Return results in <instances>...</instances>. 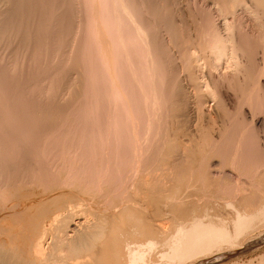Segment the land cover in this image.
I'll use <instances>...</instances> for the list:
<instances>
[{"label":"bare ground","instance_id":"obj_1","mask_svg":"<svg viewBox=\"0 0 264 264\" xmlns=\"http://www.w3.org/2000/svg\"><path fill=\"white\" fill-rule=\"evenodd\" d=\"M3 1L7 2L0 0ZM29 1L27 3L33 5ZM39 3L35 2V9L39 8L36 6ZM66 3L69 2L66 0ZM73 4L74 9L71 8ZM73 4L69 8L72 9L70 19L65 21L62 17L65 22L57 27L55 25L59 21L54 22L57 23L55 25L53 23L55 27L49 25L55 18L54 9L55 13L51 11L54 15H47L44 11V18L39 21H44L42 25L46 24L41 27L40 23L32 21L35 17L39 19L41 13L37 16L33 14L31 20L30 16L21 18L22 12L17 7V11L16 8L9 11L8 6L5 7L7 17L8 12L11 15L12 11H16L18 15L19 11V18L23 21L30 19L36 25L28 26L29 29L34 32L44 30L43 38L31 37V43L23 38L25 41L20 39L16 46L10 45V48L20 51L8 55L9 60L4 61L13 72L23 60L31 65V59L38 68L46 69L42 76L40 73L37 78L34 76L36 79H31V85L27 77L24 79L27 83L23 81L26 84H22L21 78L14 82L11 89L17 92V96L13 102L17 105L25 91H36L39 86L34 93L52 100L46 108L44 104V107L40 106L41 110L35 111L38 114L34 115V120L38 115L40 119L43 114V119H46L49 114L47 123L43 121L46 124L45 128H41L43 133H38L41 131L39 127L40 130L33 134L37 135L30 137V130L28 133L23 131L25 126L20 129L24 133L19 130L15 133H22L25 141L29 137L37 141L33 147L38 144V148L31 150L30 157L44 163L39 168L43 176L63 161L67 166L65 173L70 179L73 174L70 177L68 173L75 172L77 166L84 163L88 165L85 170L91 167L89 172L95 174V177H92L94 174L90 176L92 180L94 178L90 184L100 188V183L104 184L108 175L113 176L120 167L126 166L125 173L113 177L114 181L112 177L106 179L114 182L110 193L119 192L120 196L114 199L112 211L110 208L109 212H100L93 209L91 202H88L91 206H84L85 203L78 198L80 194L74 195L79 191L73 195V192H62L67 188L63 179L65 173L59 185L49 184L47 187V181L45 188L41 184L46 178L41 176L42 180L41 177L37 179L41 183L36 185L43 186L40 191L27 192L24 186L27 193L23 194L19 186L23 195L19 199L16 195L19 190H15L16 193L13 191L15 201L9 203L8 211L4 210L6 214L4 212L0 219V231L6 230L5 235L8 231V239L0 240V264H75L74 261L79 258L82 259L79 264H147L158 247L157 256L160 259L182 263L222 245L230 246L232 252L240 249L244 239L242 235L248 233V229L264 225V137L259 135L262 127L259 129L256 126H264V0H73ZM29 5L25 4L26 7ZM62 7L67 8L66 5ZM2 9L0 12H5ZM23 13L26 15L25 11ZM6 20L11 23L8 18ZM18 25L11 26L14 34L25 26ZM8 30L0 28V38L7 37ZM7 42L2 44L0 52L9 50ZM28 49L31 59L26 60ZM40 49L45 51L42 64H39L41 56L36 62ZM61 63L63 67L68 64L65 73L61 71ZM60 73L62 76L56 78ZM29 74L32 76V73ZM12 76L17 78L19 75ZM2 78L9 80L4 76ZM33 80L41 85L34 87ZM75 91L76 98L68 101L70 104L67 102V107L62 106V99L65 102L66 97ZM71 98L69 96V100ZM7 99L6 102L9 101ZM45 99L43 101L46 102ZM59 100L60 107L55 106ZM10 105L6 104L3 112L5 108L8 112ZM56 107L65 108L56 110ZM75 108L78 109L77 116L73 113L75 117L71 120ZM13 109L17 111L16 107ZM8 115L11 117L10 112ZM29 118L33 122V118ZM21 119L20 122H23L26 118ZM29 121L26 126H36L34 122L30 126ZM186 124H189L188 127H185ZM8 126L5 131L13 128V124ZM37 126L42 127L41 124ZM254 128H258L257 133ZM15 133L14 137L19 135ZM73 138L76 141L68 143ZM5 142L0 143L5 145ZM11 144L0 148L8 149ZM61 144L60 152H55L53 146ZM8 150H5L7 154ZM11 151L14 152V149ZM85 152L87 155L84 158L82 154ZM15 156L11 157L22 160V155L20 158ZM59 158L62 161L58 164L55 161L56 166L51 169L50 161ZM30 162L35 161L32 159ZM30 164L28 162V166ZM10 168L8 172L13 173ZM31 170L27 171L29 175ZM227 170L235 172V181L230 179L231 174ZM3 171L0 170V179L5 175ZM87 171L80 173L85 175ZM59 172L55 170L53 177H50L52 174L47 176L54 179L55 173L58 177ZM27 174H24L25 177ZM34 175L31 174L32 177ZM14 178L19 180V177ZM33 179L32 183L36 180ZM74 180L69 182L68 187L75 186L79 179L76 183ZM88 181L81 183L86 185ZM32 183L29 185L35 186L36 182ZM81 183L79 185H83ZM8 184L0 183V200L3 202L7 199L10 202L7 198L10 193ZM63 184L65 187L61 192L53 193ZM79 187L76 188L79 190ZM85 188L83 195L88 193L89 198L93 196L92 200H96L92 188H89L91 194L85 192ZM100 193L99 196H102L103 192ZM89 198L86 197V200ZM96 198L98 202L99 198ZM107 205L105 203L97 208L103 210V206ZM8 217L12 218L13 224L6 222Z\"/></svg>","mask_w":264,"mask_h":264},{"label":"rangeland","instance_id":"obj_2","mask_svg":"<svg viewBox=\"0 0 264 264\" xmlns=\"http://www.w3.org/2000/svg\"><path fill=\"white\" fill-rule=\"evenodd\" d=\"M7 2H5V1H3V2H0V9H2V8H4V9H2V10H5V7H7V9H9V11H11V10H15V8L17 7L18 8V10H20L22 13L20 14V12L18 11V13L21 15V18L22 17H24V16H28L27 18H29V16H30V19L32 20V18H33V14L34 15H36L37 16V13L38 14H40V15H38V16H40L39 17V19H37V17H35L34 18V20H32L35 24H38L39 25V23H40V25H42V23L41 22H43L44 23V21H39V20H41L42 18H44V11H45V14H47V15H54V13L56 12V14H55V18L54 19H51L52 20V22H51V24L49 23V25L51 26V27H57V26H59V23H63V22H65L66 20H69L70 19V16H71V14H72V9H74L75 8V5L73 4V0H67V2H69V3H66V0H58V2L57 1H55V0H46V1H44V0H39V1H37V0H30V1H32L31 3L33 4V5H29V3H27L28 1L27 0H12V1H10V0H6ZM25 1V2H24ZM29 1V2H30ZM60 1V2H59ZM63 1V2H62ZM15 2V4H17V5H14L13 3ZM16 2H18V3H16ZM35 2H40L39 4H37L36 6H38L39 8H37V9H35L34 8V5H35ZM3 3V4H2ZM22 3V4H21ZM48 4V5H43V4ZM52 3H54V4H52ZM21 4V5H20ZM25 4H27V5H29V6H25ZM43 6H42V5ZM50 4V5H49ZM61 4H63L64 6L66 5L67 6V8L66 7H62L61 6ZM72 4H73V6H72ZM7 5V6H6ZM10 5V6H9ZM13 5V6H12ZM23 5H24V7H23ZM56 5L59 7L60 6V8H58V7H56ZM1 6H3V7H1ZM21 6H22V8H21ZM33 6V7H32ZM42 6V7H41ZM50 6V8H49V10H48V7ZM72 6V7H71ZM72 8L71 10L69 9V8ZM13 8V9H12ZM17 8H16V11H17ZM40 8H41V10H40ZM44 10H43V9ZM46 8H47V11H46ZM56 8H58V9H61V10H58V9H56ZM6 9V10H7ZM11 9V10H10ZM26 9H27V11H26ZM29 9L31 10V11H29ZM51 9V10H50ZM53 9L55 10V12L53 11ZM66 9V10H65ZM1 10V11H2ZM5 10V12H0V18H1V20H0V23H2V24H0V28H2V27H5L6 29L8 28L9 30H10V28H11V26L12 25H15L16 27H19V25L18 24H20V26H21V24L22 25H25V26H27L26 28H24L23 26V29H22V27H20L21 29L19 30V31H15V32H17L16 34H14V31L12 30V28H11V30L9 31V34H11V36L9 35V34H6V36L9 38H7V37H5V35H4V37L3 38H0V43H1V39L3 40V43H1V45H0V51H1V48L3 47V45L4 44H6L5 42H7L8 44H9V50L7 49L6 51H4V52H0V64H2V65H0L1 67L2 66H4V68H0V72H1V74H3L2 73V71H4L5 69H6V72H8V73H6L5 71V73L3 74V75H1V77H0V99L2 100L1 102H0V115L1 114H6V115H2V116H0V123H2V122H7L8 120V122L7 123H2V124H0V130H1V133H0V142L1 141H4V140H6V144H8V146H9V143L11 144V145H13L14 144V146H11L10 145V148L8 147V149H10V150H12V148L14 149V152L13 151H11L12 153H14V155L10 152V150H8V149H6V147H7V145H6V147L5 148H0V154H2V155H0V170H4L3 172H5V173H3V174H5V175H3L2 177H1V179H0V183L2 182L3 184H7V183H9L7 186V188L8 189H10V190H8L10 193H8L7 195V198L9 197V200H10V202H8V199L7 200H5V202H3V201H1L0 200V202H2L1 204H0V209H1V211H0V219H1V216H3L4 215V212L5 211H8V206L10 205V204H12V203H14V201H15V194H14V192H15V190H19V188L21 187L22 188V190L24 191V186H26V188L25 189H27V190H25V191H40V190H43V189H40L41 187L43 188V186H41V185H44V188H45V186L47 185V187H49V184H57V185H59V181L60 180H62V178H63V176H64V173L66 172V168H67V166H64V163H63V161L62 160H60V158L59 159H54V160H52V161H50V168L52 169V168H54L55 166H56V163L58 164V162H61V163H59L58 165H59V167H57V168H55V169H52V170H50L49 171V173L47 174L48 176L49 175H51L50 177H53V172L56 170L57 172L58 171H60L58 174V177L56 176V174L57 173H55V177H54V179L52 180L51 178H49L47 175H45L44 174V176L43 175H40V172H42V170L41 169H39V168H41V163H43V162H40V163H38V162H36L37 160L36 159H34L33 157H30V155L32 156V154H30L31 153V150H33V148H38L37 147V145H36V147H33V146H35V144L37 143V141H35L34 139H31L30 137H31V135H32V137L34 136H36L37 134H35V135H33L35 132L37 133V131H38V129H39V127H40V129L42 128H45V126H46V124L45 123H47V121H46V119H47V117H49V114H48V116L46 117V114H45V117H46V119L44 118L43 119V116H44V114L41 116V118L43 119H38V117H40V115H38V117L36 118V119H38V120H34V118H35V116H37V112H35V111H39V110H41V109H39V108H42V107H44L45 105V108L47 107V105H49V102H50V104H51V101L52 100H50L48 97H44V96H40V97H38L34 92H36L39 88H40V86L39 85H41V84H39L37 81H34L33 80V84H34V87H38L37 88V90L35 91H33L32 89L31 90H27V91H25L22 95H23V99H20V101H18V102H16L17 103V105H19L20 103H24L23 105H20V106H18L17 107V105L15 104V102H13V101H15V96H17V92H15V91H13L11 88H12V86H13V84H14V82H16L17 80H19L20 78H21V80H22V84H26L27 82H28V84H29V82L32 84V81H31V79H36L37 78V76H39V74L42 76L46 71H43V70H46L45 68H42V67H40V68H38V65L36 66V64H34L33 63V61H32V59L30 58V56H31V51H30V49H28V50H26V52H27V54H26V56H25V58L24 59H26V60H29V59H31V65H30V63L28 62V61H24L23 60V62H21V63H19L17 66L18 67H16V71H12V69L11 68H9L8 67V65H7V63H4V61H7V60H9V58H10V56H8V55H13V52L14 53H19L20 51H17L15 48H13V47H11L10 48V45L12 46H16L18 43H19V40L20 41H25L24 39H28V40H30V38L31 39H36V38H38V37H40V38H43L44 36V30H42V28L41 29H39V31H41V32H38V31H36V32H34L33 30H32V28H30L29 29V27L28 26H30V27H32V25L34 24V23H32V21L30 20V19H28V20H30V22H27L28 20L26 19L25 21H23L21 18H19V14L17 15V13L15 14V12H11V15H10V12H8V17L5 15V14H7V11ZM40 10V11H39ZM23 11H25L26 12V15H23L24 13H23ZM29 11V12H28ZM33 11V12H32ZM49 11V12H48ZM54 12V13H52V12ZM60 11V12H59ZM28 12V13H27ZM32 12V13H31ZM63 12V13H62ZM66 12H69V14L67 13L66 14ZM2 13H4V15L6 16H2L3 14ZM12 13H13V15H12ZM29 13H31V14H29ZM2 14V15H1ZM29 14V15H28ZM58 14V15H57ZM64 14H66V16L64 15ZM23 15V16H22ZM31 15H32V17H31ZM57 15V16H56ZM60 15H62L61 16V19H58V17L60 16ZM62 17H64L63 19H65V21L62 19ZM8 18L9 20H11V23L8 21V20H6V19ZM12 18H13V21H12ZM16 18L17 19H19V21H17L16 20ZM26 18V17H25ZM16 20V22H15V20ZM6 20V21H5ZM37 20V22H35ZM43 20V19H42ZM8 21V22H7ZM57 21H59L58 22V25H55V24H57V23H54V22H57ZM7 23V25L6 26H4L5 24ZM53 23H54V25L55 26H52L53 25ZM4 24V25H3ZM18 26H17V25ZM34 24V25H35ZM46 24V23H45ZM44 24V25H45ZM2 25V26H1ZM44 25H42L41 27H43ZM36 26V25H35ZM10 27V28H9ZM15 28V27H14ZM17 28H15V30H16ZM27 29H28V31H27ZM30 30H31V33H29V35L27 34L28 32H30ZM20 31L21 32H25V34H20ZM11 32V33H10ZM19 32V33H18ZM43 32V33H42ZM34 33H36V34H38L37 36H36V34H34ZM18 34V35H17ZM12 35H14V36H18V37H14L13 36V38H12ZM23 35H24V37H23ZM30 35H32V36H30ZM42 35V36H41ZM22 36V37H21ZM26 36V37H25ZM28 36V37H27ZM30 36V37H29ZM36 37V38H33V37ZM12 40H11V39ZM19 38V39H18ZM24 38V39H23ZM13 39H15V40H13ZM5 40H7V41H5ZM33 40H30V43L32 42ZM12 43H14V44H12ZM3 44V45H2ZM13 48V49H12ZM12 49V50H11ZM15 49V50H14ZM44 49V48H43ZM42 49V50H43ZM42 50L40 49V51H39V53H37L36 54V60L40 57L41 58V60L40 59H38L36 62H39V60H40V62L41 63H39V64H42L43 62H44V55H45V51L43 50V52H42ZM6 52V54H4ZM43 56H42V55ZM7 59V60H6ZM43 59V60H42ZM24 62H25V66H23L24 65ZM27 62V63H26ZM4 63V64H3ZM33 63V64H32ZM5 65L7 66V67H5ZM33 65H35V66H33ZM68 65V64H67ZM67 65H65L66 67H67ZM20 66H22V67H20ZM61 66L63 67V65H62V63H61ZM63 67L62 69H61V71L63 72V73H65L66 72V70H67V68L66 67ZM20 67V68H19ZM29 67V68H28ZM19 68V69H18ZM25 68V69H24ZM34 68H36V69H34ZM18 69V70H17ZM27 69V70H26ZM32 69H34V72H31V71H33ZM8 70H10V72L8 71ZM64 70V71H63ZM42 71V72H41ZM12 72V73H11ZM20 72H22V73H20ZM28 72V73H27ZM9 73H11V74H9ZM15 73V74H14ZM29 73H32V76L29 74ZM12 74L13 75H15V77H16V75H19L17 78H14V76H12ZM25 74V75H24ZM36 74H38V75H36ZM62 73H60V74H58V75H56V78H60L62 75H61ZM27 75V76H26ZM28 75H29V77H28ZM59 75H61V76H59ZM6 77V78H8L9 80H7V79H4V78H2V77ZM8 76V77H7ZM10 76V77H9ZM23 78H22V77ZM36 78H35V77ZM12 77H13V79H12ZM25 77H27V79L28 78H30V79H28V81L26 82L24 79H25ZM3 79V80H2ZM26 79V80H27ZM5 82V81H7V83H3V82ZM23 81H25L26 83H24ZM3 84H2V83ZM10 82V83H9ZM2 84V85H1ZM8 85V87L6 88V86ZM20 85H22L21 83H19ZM31 84H29V85H31ZM4 88H3V87ZM11 86V87H10ZM31 87H33V85L31 86ZM3 89V91H5V93H3V91H1L2 89ZM6 89H7V91H6ZM33 89H36V88H33ZM58 89H60V88H57V90ZM15 92V93H13V92ZM32 91V92H31ZM10 92V93H9ZM29 92V93H28ZM32 93H34V94H32ZM26 94V95H25ZM28 94V95H27ZM74 95H76V91L75 92H72L71 93V95H69L70 96V98L72 99V100H69V96H67L66 97V101L64 102L63 100L64 99H62V102H64V103H62L61 102V100H59L58 102H56V105H55V103H54V105L55 106H58V107H60V102H61V105L62 106H65V107H67L68 106V103L69 102H71V101H73L74 99H73V97H75ZM7 96V97H6ZM33 98H32V97ZM10 97H12V98H10ZM22 97V96H21ZM20 97V98H21ZM35 97H36V99H35ZM38 97V98H37ZM8 98V99H7ZM27 98L29 99L28 101H30V102H28V101H26L27 100ZM30 98H31V100H30ZM46 98V99H45ZM48 98V99H47ZM76 98V97H75ZM5 99V100H4ZM6 99L7 100H9L8 102H6ZM26 99V100H25ZM33 99V100H32ZM35 99V100H34ZM40 99V102L38 101ZM46 100V102H48V104L45 102V101H43V100ZM5 102H4V101ZM24 100V101H23ZM47 100H49V101H47ZM69 101V102H68ZM11 102H13L14 104H12ZM26 102V103H25ZM27 102H28V104H27ZM35 103V105H34V103ZM39 102V103H38ZM45 102V103H44ZM53 102H54V100H53ZM52 102V103H53ZM68 102V103H67ZM19 103V104H18ZM42 105H41V104ZM67 103V104H66ZM6 104H11L12 105V109L13 108H17V111H19V113L16 111V109H11L10 108V106H9V110H8V112H6L7 111V109L5 108V112H3L4 111V107H6ZM39 104V105H38ZM45 104V105H44ZM70 104V103H69ZM25 105V106H24ZM26 105H27V107H26ZM28 105H30V107L28 106ZM67 105V106H66ZM14 106V107H13ZM40 106H42V107H40ZM21 107V108H20ZM65 107H61V108H59V109H64ZM20 108V109H19ZM23 108H27V109H23ZM11 109V110H10ZM21 109H23V110H21ZM37 109V110H36ZM56 110H59L57 107L55 108ZM43 110V109H42ZM77 108H75V110L72 112V114L74 113L75 115L77 114ZM15 112V113H13L12 114V112ZM21 111V112H20ZM23 111H25V112H23ZM32 111V112H31ZM34 111V112H33ZM10 112V116L11 117H9V115H8V113ZM21 113H25V115H22ZM27 113V114H26ZM31 113H33V114H31ZM35 113V114H34ZM53 113H54V111H53ZM20 116H19V115ZM55 114H56V112H55ZM74 114L72 115V118H71V120L75 117L74 116ZM30 115H33V117L31 116L30 118H33V122L34 123H37L36 124V126L37 125H39V124H41L42 125V127L41 126H35V125H33V126H35L34 128L36 129V131H33V126L32 127H29V126H26V125H28V124H26L25 125V123L27 122V121H29L28 120V118H29V116ZM35 115V116H34ZM15 116H19V117H17L16 118V120H13V119H15ZM77 116V115H76ZM1 117H4V118H1ZM9 117V118H8ZM26 118V119H24V121L23 122H20V120L19 119H21V118ZM29 118V119H30ZM6 119V120H5ZM21 120H23V119H21ZM39 120H40V123H39ZM42 120V121H41ZM11 121V122H10ZM15 121H19L18 123H15L14 124V122ZM45 123H44V122ZM33 122H31V119H30V121H29V125L31 126L32 125V123ZM41 122H43V123H41ZM33 123V124H34ZM8 124H10V126H11V124H13V126H11V127H13L10 131L9 130H7L8 129ZM44 124H45V126H44ZM76 124V123H75ZM3 125V126H2ZM15 125H17V126H15ZM189 125V124H188ZM188 125L186 124L185 125V127L187 126L188 127ZM25 126V127H24ZM44 126V127H43ZM256 126L259 128V129H261V127H262V129L261 130H259V133H261V134H259L260 136H262V137H264V135L262 134V132L264 133V126H261V125H258V124H256ZM255 126V127H256ZM260 126V127H259ZM7 127V129H6V131H5V128ZM24 127V128H23ZM29 127V128H28ZM25 129V130H23V129ZM31 128H33V129H31ZM258 128H254L256 131V133H257V131H258ZM4 129V130H3ZM15 129V130H14ZM23 130L25 133H28L29 132V130H30V132L31 133H29V135H30V137H29V139H27V141H25V139H24V137H23V134L22 133H24L23 131H21V130ZM34 129V130H35ZM39 129V130H40ZM42 129H41V131H39L38 133L39 134H41V133H43L42 132ZM79 129H81V126H79V128H78V133H79ZM17 130H19V131H21L22 133L20 134V133H15ZM45 130V129H44ZM43 130V131H44ZM189 130H190V127H189ZM192 130V129H191ZM261 131V132H260ZM4 132L6 133V134H4ZM9 132V133H8ZM12 133H13V135H12ZM14 133L15 134H19V135H17L16 137H14ZM10 134H11V137H10ZM6 136V138L7 139H5V136ZM28 135V136H29ZM60 135V134H59ZM1 136H2V138H1ZM22 136V137H21ZM8 137H10V139L8 138ZM4 138V139H3ZM21 138V139H20ZM17 139V140H16ZM73 139H74V141H73ZM73 139H71L70 141H68V143H72V142H75L76 141V139L75 138H73ZM15 141V143H14V141ZM11 141V142H10ZM20 141H22V143L20 142ZM25 142H27V143H25ZM17 143V144H16ZM26 145H25V144ZM18 144H20V145H18ZM30 144H31V146H30ZM33 144V145H32ZM4 144H1L0 143V147L1 146H5ZM23 145H25V146H23ZM62 145V144H61ZM60 145V146H61ZM59 145H57V146H53L54 147V151L56 150H58L57 152H60V150L62 149V147H63V145L60 147ZM66 146V145H65ZM15 147V148H14ZM29 148L30 147V149H25V148ZM31 147H32V149H31ZM57 147V148H56ZM19 148V149H18ZM59 148V149H58ZM17 149V150H16ZM22 149V153L20 152V150ZM5 150H8L9 151V154H7L8 152L7 151H5ZM27 150H30L29 152H26ZM6 153H5V152ZM16 151V152H15ZM26 153H25V152ZM55 151V152H56ZM18 152H20V154H16V153H18ZM87 152H85V154L83 153L82 154V156L84 157V156H86L87 154H86ZM5 154H7V155H5ZM24 154V155H23ZM15 156V155H18V157L20 156V155H22V156H20V157H22V160H20V159H14V158H16L17 156H15L14 158L13 157H11V156ZM29 155V156H28ZM4 156H5V158H4ZM27 156L28 158H26L27 160L25 161L24 159H25V157ZM19 157V158H20ZM29 157H30V159H29ZM58 158V157H57ZM85 158V157H84ZM13 160V162L11 163L10 162V160ZM32 159H33V161H35V162H30V161H32ZM5 162H4V161ZM11 160V161H12ZM24 160V161H23ZM9 163H8V162ZM18 161V162H17ZM39 161V160H38ZM56 161V163H54ZM4 164H3V163ZM16 162H17V164H19V165H17L16 164ZM28 162H29V164L30 163H36L35 165H33V164H30V166H28ZM8 163V165H6ZM52 163V164H51ZM22 164V165H21ZM23 164H26L25 166H27V167H23ZM60 164H62L61 166H60ZM2 165H6V167H4V166H2ZM10 165V166H9ZM11 165L14 167H12V168H10L11 167ZM17 165V166H16ZM40 165V167H38L37 168V166H39ZM43 165H44V163H43ZM55 165V166H54ZM57 165V166H58ZM82 165H84V163H82ZM82 165H80V167L79 166H77V168H80V169H82V170H80V169H78L77 170V168H76V170H75V172L74 171H71V173H68L69 174V176L71 175L72 176V174H73V176L69 179V177H68V175L65 173V176L66 177H68V178H66L65 176H64V178L63 179H65V181L67 182V183H65V184H63L61 187L62 188H60V189H57V190H54L53 191V193L55 192V193H58V192H61V190H63L64 189V187L65 186H67V188L65 187V189L67 190H63L62 192H67V193H72V195L75 193V192H78V194H74V195H76V196H79V194H80V196L78 197L79 198V200L81 201V202H84L85 204H84V206H87V204H88V202H91L90 204L92 205V206H94V208L93 209H95V210H98V211H100V212H109L108 210L111 208V210L110 211H112L113 209H114V207H113V205L115 204L114 203V199L117 197H119L120 196V193L119 192H117V193H114V194H111L110 193V190L112 189L111 187H113L114 185V178H117V175L118 176H121L123 173H125L124 171H126V166L123 168V166L122 167H120V169H119V172H114L113 174V176H112V174H110V175H108L107 177H109V178H111V180H113V181H111L110 180V182H108L109 181V179H108V181H106V179H107V177H106V179H105V181H104V184H103V182H101L100 183V185L99 186H101L102 187V191L100 190V188L99 187H97L96 186V188H95V184L94 183H92L93 184V186H92V184H90L91 183V181L92 182H94V178H93V180H92V178L90 177V176H92L94 173H92V175H91V173L89 172V171H91V167H90V169L87 171V170H85V168L87 167L88 168V165L86 164V165H84V166H82ZM20 166H22V167H20ZM31 166H34L35 168H37V169H35L34 167H32L31 168ZM3 167V168H2ZM8 167L13 171V173H10V172H8ZM84 167V168H83ZM20 168H23V169H20ZM20 172V173H18V172H16V173H14V171H17V170ZM20 169V170H19ZM26 169V170H25ZM32 169V170H31ZM36 171H35V170ZM39 169V171H37ZM62 169V170H61ZM85 171H84V170ZM10 170V171H11ZM24 170V171H23ZM29 170H31V172H30V175H29V173L27 172V171H29ZM61 171H63V172H61ZM78 171H79V173H78ZM80 171L84 174L86 171H87V173L89 172L90 174H88V176L90 177H86V175H87V173L85 174V175H82V173H80ZM120 171H122V173L120 172ZM28 174H27V173ZM227 172L229 173V175L231 176V180H233V181H235V179H236V175H235V172H231L230 173V171H228L227 170ZM7 173H8V175H7ZM11 175H10V174ZM32 173H34L35 175L32 177L31 176V174ZM39 173V174H38ZM119 173H121L120 175H119ZM20 174V175H19ZM22 174V175H21ZM24 174H27L26 175V177H25V175ZM39 175V178H35V177H37L38 175ZM7 175V176H6ZM14 175V176H13ZM16 175V176H15ZM19 175V176H18ZM24 175V176H23ZM221 175H223V173L221 174ZM235 175V176H234ZM6 176V177H5ZM21 176H23V177H21ZM44 177V178H46V179H44L45 181L43 182V180H42V177ZM47 176V177H46ZM60 176V177H59ZM76 176H78V177H76ZM80 176V177H79ZM116 176V177H115ZM234 176V177H233ZM10 177H16V178H18L19 177V180L21 179V178H23V179H26L25 181L22 179V180H18V179H10ZM40 177H41V179H40ZM81 177H84V178H81ZM92 177H95V174L92 176ZM114 177V178H113ZM32 178H34V179H36V180H34L33 181V183H32ZM74 178H75V180H74ZM246 178V177H245ZM40 179V180H42V183H44V184H41V185H39L38 187L36 186V185H38L39 183H41L40 181H39V183H38V180ZM51 179V180H50ZM77 179H79V180H77ZM2 180V181H1ZM6 180H7V182H6ZM9 180V181H8ZM28 180H29V182H28ZM49 180H50V182H49ZM74 180V182L77 180V184H75V186H74V184L72 185V186H69L68 187V184L70 185V183H72V181ZM86 180H89L88 182H89V184L87 185V183H86V185L84 184L85 182H86ZM16 181V183H12V182H15ZM47 181H48V183H47ZM54 181H56V183H54ZM84 182V183H81V182ZM232 181V182H233ZM23 182H25V183H23ZM34 182H36L35 183V186H32V185H29V184H33L34 185ZM51 182H53V183H51ZM62 181H60V183H61ZM70 182V183H69ZM12 183V186L10 185ZM21 183H23V184H21ZM45 183H47L46 185H45ZM76 183V182H75ZM83 184L84 185V187H83V185H79V184ZM106 183H109L108 185H106ZM110 183H112V184H110ZM103 184V185H102ZM22 185V186H21ZM29 185V186H28ZM65 185V186H64ZM104 185H106V186H104ZM113 185V186H112ZM10 186H11V188H10ZM17 187V189L16 188H12V187ZM20 186V187H19ZM28 186V187H27ZM32 186V187H31ZM80 186V187H79ZM81 186H82V191H80V189H81ZM90 186V187H89ZM92 186V187H91ZM111 186V187H110ZM33 187H35V188H33ZM80 188L79 190L76 188V189H73V188ZM85 187H87V188H85ZM104 187V188H103ZM106 187H107V189H106ZM29 188H32V189H30L29 190ZM72 188V189H71ZM86 189V191L85 192H89V191H91L90 189L92 188V190L93 191H91L92 193H94V195L96 196V197H98L99 199V201H101L102 202V200H103V202L102 203H100L99 201L98 202H96L97 201V198L94 196V199H96V200H92L93 199V196L91 197V198H89L90 196L88 195V193L85 195H83V189ZM90 188V189H89ZM109 188V189H108ZM100 190V192H103L102 193V196H99L101 193L99 192H96V191H99ZM22 190L20 191L19 190V192H15L16 193V195L18 194V198L20 199V196L21 195H23V194H25V193H27V192H25L24 191V193L22 192ZM58 190H60V191H58ZM109 190V191H108ZM12 191V192H11ZM14 191V192H13ZM96 193H95V192ZM91 192H89V194H91ZM106 192H107V195H108V199L107 200H109V201H106V199H105V196H107L106 195ZM23 193V194H22ZM98 193V194H97ZM11 194V195H10ZM14 194V196H12ZM85 197H88L89 199H88V201L86 200V197L84 198V200H82L83 199V196ZM119 194V195H118ZM12 196V197H10V196ZM93 195V194H92ZM75 196V197H76ZM82 196V197H81ZM112 198H111V197ZM208 197V196H207ZM13 199V200H11V199ZM18 198H16V200L18 199ZM210 198V197H209ZM102 199V200H101ZM105 199V200H104ZM91 200V201H90ZM96 203V205H95V203ZM106 201V202H105ZM113 203H112V202ZM106 203V205H107V207H105V206H103V210L102 209H98L97 207L98 206H100L99 204H102V205H105V203ZM110 202H111V204H110ZM3 203H6V204H4L3 205ZM10 203V204H9ZM98 203V204H97ZM90 204H88V205H90ZM112 205V207H110V205ZM90 205V206H91ZM101 205V206H102ZM217 205V204H216ZM101 206H100V208H101ZM7 209V210H6ZM106 209V210H105ZM3 210V211H2ZM5 210V211H4ZM222 210H224L225 211V209H222ZM2 214V215H1ZM5 214H6V212H5ZM7 219V218H6ZM4 220V219H3ZM8 220H10V221H8ZM13 220H12V218H9L8 217V219L6 220V222L8 223L9 222V224L10 223H12L13 224V222H12ZM259 227H255V228H253V229H248V233L247 232H245L243 235H242V237L244 238H242L243 240H242V244L244 245H240V249L238 248V249H236V250H234L233 252L231 251V247L230 246H227V245H222V246H220V247H214V248H212L211 250V252L208 250V251H206V254L205 253H202V254H200V255H197V257H195V258H191L190 260L188 259V260H185V261H183L182 263L181 262H177V261H171V260H165V261H163L162 259H160V257H158L157 255L159 254V250H160V248L158 247V248H156L154 251H153V253H152V255L154 256V254H155V256L153 257L152 255H151V257H152V259L154 258L155 260H149V262H147V264H156V263H158V264H264V225L262 226H260V225H258ZM251 230H253L252 232H250ZM2 232H3V235H2ZM6 232V230H4V231H0V240L2 241V240H7L8 238H7V233H8V231H7V233H6V235L4 234ZM249 232H250V234H249ZM245 234H247V235H245ZM245 235V236H244ZM260 235V236H259ZM6 238V239H5ZM241 239H239V241H240ZM246 240H248V241H246ZM252 240V241H251ZM245 242V243H244ZM251 242V243H250ZM241 243V242H240ZM225 247V248H224ZM228 247V248H227ZM223 248V249H222ZM159 249V250H158ZM219 249V250H218ZM222 249V250H221ZM227 249V250H226ZM157 250V251H156ZM214 250V251H213ZM216 250V251H215ZM221 250V252L219 253L218 251H220ZM228 251V252H227ZM156 252H158V253H156ZM226 252V253H225ZM218 253V254H217ZM224 253V254H223ZM210 254V255H209ZM205 255V256H204ZM198 256H200V257H198ZM201 256H202V258H201ZM204 256V257H203ZM217 256V257H216ZM157 257H158V259H157ZM85 260H86V258H84ZM160 260H162V261H160ZM192 260V261H191ZM82 261V259H77V260H75L74 261V263L76 264V262H78V264L80 263ZM155 261H156V263H155ZM158 261V262H157ZM167 261V262H166ZM191 261V262H190ZM164 262V263H163ZM170 262V263H169ZM174 262H177V263H174ZM195 262V263H194Z\"/></svg>","mask_w":264,"mask_h":264}]
</instances>
